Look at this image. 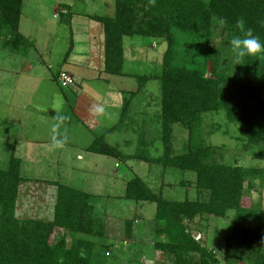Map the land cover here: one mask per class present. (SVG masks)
Instances as JSON below:
<instances>
[{
  "label": "rangeland",
  "instance_id": "obj_1",
  "mask_svg": "<svg viewBox=\"0 0 264 264\" xmlns=\"http://www.w3.org/2000/svg\"><path fill=\"white\" fill-rule=\"evenodd\" d=\"M59 5H71L72 14L63 15ZM114 11V0H24L20 31L35 42L36 51L23 57L3 49L0 42V169L8 168L11 154L23 162L21 174L26 180L21 185L15 212L19 220L53 221L58 188L50 182H59L91 195V212L102 223L104 236L77 234L75 238L95 243L99 252L96 259L102 264H176L174 256L155 249L156 204L125 200V187L130 179L140 177L154 192L162 190L166 199L195 200V177L142 161L87 154L83 148L119 121L127 95L117 91L115 84L102 80L86 82L82 88L63 89L57 79L61 70L69 69L64 60L72 35L81 38L86 32L101 31V25L84 14L113 16ZM219 25L223 26L218 20L213 21L211 38L205 33L174 30V64L205 71L209 76L207 59L214 50L218 52L221 76L242 80L248 70L252 78L264 80V53L246 55L237 61L230 47V40L236 35L223 36ZM166 45L163 39L125 38V71L132 74L128 89L137 91L135 76L161 74ZM29 62L34 67L32 72L26 71ZM94 105H103L106 115L94 116L90 111ZM160 111L161 84L153 79L132 98L129 115L135 119V129L114 131L105 139L130 155L137 152L143 132L150 154L159 157ZM203 120L204 140L223 150L227 164L264 169L263 151L244 149L238 126L228 123L223 112L204 114ZM188 134L186 128L174 125L173 145L177 153L183 151ZM53 135L63 141L62 146H53ZM252 203L264 208V182L245 198V206ZM129 222L131 236L127 235ZM188 227L218 264H245L241 256H236L239 253L228 248L231 213L225 219L198 217ZM61 234L63 231L58 229L53 236L58 238ZM68 242L71 244L72 238ZM107 246L111 248L110 256L102 251Z\"/></svg>",
  "mask_w": 264,
  "mask_h": 264
},
{
  "label": "trees",
  "instance_id": "obj_2",
  "mask_svg": "<svg viewBox=\"0 0 264 264\" xmlns=\"http://www.w3.org/2000/svg\"><path fill=\"white\" fill-rule=\"evenodd\" d=\"M114 1L113 16L86 15L103 30L104 73L125 75V37L163 39L167 47L161 74L135 76L137 91L125 94L119 121L97 136L85 151L121 161H142L195 177V200L166 199L162 190L154 192L140 177L130 179L125 187V200L156 204L155 249L174 256L176 264H218L212 252L196 240L188 224L198 217L225 219L230 213L232 232L226 238L229 250L239 253L236 256H241L245 264H264V208L258 203L244 204L247 195L263 184L264 169L227 164L223 150L207 144L203 138V115L223 112L228 123L238 126L245 141L244 149L260 148L264 153V80L252 78L248 70L242 80L221 76L218 74V52L214 50L207 59L209 76L205 71L175 65L173 33L179 30L205 33L210 37L213 21L225 20L223 36H239L252 29L264 42V0ZM23 7L24 0H0V42L3 49L25 57L36 51V45L20 31ZM73 48L71 41L64 62ZM153 79L161 84L162 153L159 157L150 154V144L142 132L137 152L124 154L105 137L114 131L135 129V119L129 115L132 98ZM174 125H181L189 133L180 153L174 150ZM21 169L22 161L15 154H11L8 168L0 169V264H102L96 259L99 252L95 243L75 238L77 234L104 236L102 223L91 212V195L59 182H50L58 188L54 220L21 221L15 215L19 191L26 180ZM131 227L132 222H129L128 236H131ZM58 229L63 234L54 238ZM68 238H72L71 244ZM110 250L109 246L102 247L108 256ZM192 255L199 257L195 259Z\"/></svg>",
  "mask_w": 264,
  "mask_h": 264
},
{
  "label": "crops",
  "instance_id": "obj_3",
  "mask_svg": "<svg viewBox=\"0 0 264 264\" xmlns=\"http://www.w3.org/2000/svg\"><path fill=\"white\" fill-rule=\"evenodd\" d=\"M62 9H63L62 12H65L63 15H69L70 16L72 14L71 5H66L63 8H61V10ZM56 10H58V7H56ZM87 15H89V14H87ZM84 17H87L86 14H84ZM72 37H73L72 41H73L74 48H73L71 55L69 56V58L65 62L68 64L67 67L69 69L68 70L64 69L61 71H67L73 76V78L75 79V85L72 86L73 89H76V87H79V86L81 87V86H83L84 83L89 82V81L102 80V81L108 82L109 84H111V83L115 84V86H117V91L121 92L122 94L134 92L131 89H128V87H127L128 86L127 82L130 80V75H132V74L125 71V53H124V74L125 75H123V76H110V75H107L106 73H104V61H105V59H104V35H103L102 27H101L100 32H96L94 34H92L90 32H86L85 36L82 37V35H80L81 38H75L73 35H72ZM125 38L123 40V47H124ZM154 45H156V47L158 46L157 44H154ZM30 54H32V53H30ZM31 56L33 58V55H31ZM27 62H28V60H27ZM28 64L29 65L27 66L26 71L28 70V71L32 72L34 70V67L31 64V62H29ZM72 100L76 101L77 99L72 98ZM75 101H74V103H75ZM119 118H120V116H119ZM116 123L117 122H115V124ZM106 129H108V128H106ZM92 133L93 134L95 133L94 129H91V134ZM102 133L103 132H101V134ZM59 136H61V134H59ZM89 145L84 147L83 150L85 151V149ZM14 148H15V146H14ZM86 153L91 154V155L93 154V153H89V152H86ZM93 155H97V154H93ZM78 158H81V157L78 156Z\"/></svg>",
  "mask_w": 264,
  "mask_h": 264
},
{
  "label": "clouds",
  "instance_id": "obj_4",
  "mask_svg": "<svg viewBox=\"0 0 264 264\" xmlns=\"http://www.w3.org/2000/svg\"><path fill=\"white\" fill-rule=\"evenodd\" d=\"M225 20H221V24H225ZM230 47L235 54L237 61L245 57L246 55H255L257 53L264 52V42H261L258 36L253 34L252 29L244 31L239 36H234L230 40ZM94 116L103 117L106 115V110L103 105H94L90 110ZM55 127L53 131L55 132ZM53 146H62L63 141L57 139L55 135L52 137Z\"/></svg>",
  "mask_w": 264,
  "mask_h": 264
},
{
  "label": "built area",
  "instance_id": "obj_5",
  "mask_svg": "<svg viewBox=\"0 0 264 264\" xmlns=\"http://www.w3.org/2000/svg\"><path fill=\"white\" fill-rule=\"evenodd\" d=\"M62 13L64 14L65 12H62ZM57 16L58 14H56L54 17L56 18ZM58 81H59L60 86L64 89L69 88L75 84V79L73 78V76L69 72H66V71L60 72Z\"/></svg>",
  "mask_w": 264,
  "mask_h": 264
}]
</instances>
